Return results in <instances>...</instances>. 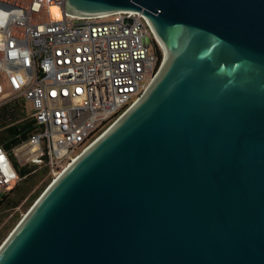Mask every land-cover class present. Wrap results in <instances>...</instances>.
I'll return each instance as SVG.
<instances>
[{"label": "water", "instance_id": "1", "mask_svg": "<svg viewBox=\"0 0 264 264\" xmlns=\"http://www.w3.org/2000/svg\"><path fill=\"white\" fill-rule=\"evenodd\" d=\"M143 14L167 58L37 198L0 264H264V0H65Z\"/></svg>", "mask_w": 264, "mask_h": 264}, {"label": "built area", "instance_id": "2", "mask_svg": "<svg viewBox=\"0 0 264 264\" xmlns=\"http://www.w3.org/2000/svg\"><path fill=\"white\" fill-rule=\"evenodd\" d=\"M65 10V0H0V106L30 102L35 121L27 140L0 145V193L21 179L14 162L47 165L54 181L141 99L167 58L141 13Z\"/></svg>", "mask_w": 264, "mask_h": 264}, {"label": "trees", "instance_id": "3", "mask_svg": "<svg viewBox=\"0 0 264 264\" xmlns=\"http://www.w3.org/2000/svg\"><path fill=\"white\" fill-rule=\"evenodd\" d=\"M26 114V105L23 100L15 99L0 106V145L7 150L31 136L35 121L27 118ZM14 166L21 179L11 191L0 193L1 213H9L21 204L26 209L31 207L52 179L47 165L21 166L14 162ZM20 217V214H16L13 224L18 222ZM13 224L3 226L0 232V243Z\"/></svg>", "mask_w": 264, "mask_h": 264}, {"label": "rangeland", "instance_id": "4", "mask_svg": "<svg viewBox=\"0 0 264 264\" xmlns=\"http://www.w3.org/2000/svg\"><path fill=\"white\" fill-rule=\"evenodd\" d=\"M148 42L149 39H148ZM0 83L4 86V90L7 91L8 87L6 85V78L3 75V73L0 72ZM1 96V93H0ZM27 111L31 112L32 111V105L30 102H27ZM49 177V176H48ZM53 181V179H51L50 183ZM49 183V184H50ZM48 184V185H49ZM47 185V186H48ZM43 193V192H42ZM30 208V207H29ZM29 208H24V206L21 204L20 206H18L17 208H15L14 210H11L9 213H5V212H0V232L1 229L3 228V226H5L6 224H13V219L14 216L16 214H20V219L18 220V222H15L13 224V226L11 227V229L9 230V232L6 234V236L4 237V239L2 240V242L0 243V245L5 241V239L8 237V235L13 231V229L17 226V224L19 223V221L23 218V216L27 213V211L29 210Z\"/></svg>", "mask_w": 264, "mask_h": 264}, {"label": "bare ground", "instance_id": "5", "mask_svg": "<svg viewBox=\"0 0 264 264\" xmlns=\"http://www.w3.org/2000/svg\"><path fill=\"white\" fill-rule=\"evenodd\" d=\"M105 15H108V14H105ZM51 17L54 19V20H57L60 18V11L58 10V8L56 6H52L51 7ZM167 55V54H166ZM71 164V163H70ZM70 164L66 167L68 168L70 166ZM65 168V169H66Z\"/></svg>", "mask_w": 264, "mask_h": 264}]
</instances>
